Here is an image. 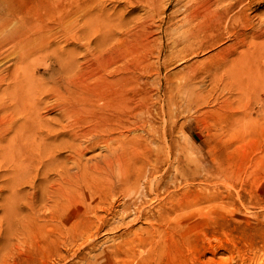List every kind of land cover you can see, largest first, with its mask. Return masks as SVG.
Segmentation results:
<instances>
[{
    "label": "rangeland",
    "instance_id": "obj_1",
    "mask_svg": "<svg viewBox=\"0 0 264 264\" xmlns=\"http://www.w3.org/2000/svg\"><path fill=\"white\" fill-rule=\"evenodd\" d=\"M198 1L93 0L95 22L80 46L72 40L78 35L76 0H0L10 15L3 27L12 37L28 35L31 54L28 102H9L2 93L7 102H0V127L23 122L40 95L46 100L40 113L57 126L41 130L28 120V182L17 188L20 198L10 214L20 221L10 230L1 205L9 191L0 169V264H264V61L251 68L238 60L239 73L228 77L237 51L225 62L209 56L234 52V34L210 47H200V38L185 41L187 31L218 16L227 3ZM247 6L258 27L264 0H249ZM198 7L203 16L195 18L191 11ZM239 22L236 32H249ZM48 43L60 56L71 50L74 67L62 71L52 47L44 48ZM20 45L16 39L0 48L15 55ZM12 59L0 56L1 69ZM213 74L219 78L214 82ZM60 76L65 83L55 90ZM40 80L49 87L35 94ZM66 102L75 105L70 115L59 110ZM156 106L171 112V122L159 125L171 130L150 144L159 149V193L147 194L146 182L154 176L136 182L131 175L125 183L121 176L99 173L105 145L89 133L71 136L72 130L93 133L96 122L108 132L117 112L139 119ZM39 138L45 143L38 145ZM46 144L57 162L43 175L39 151ZM168 200L170 208L162 212ZM20 222L28 223V229L20 226L24 235L13 233Z\"/></svg>",
    "mask_w": 264,
    "mask_h": 264
},
{
    "label": "bare ground",
    "instance_id": "obj_2",
    "mask_svg": "<svg viewBox=\"0 0 264 264\" xmlns=\"http://www.w3.org/2000/svg\"><path fill=\"white\" fill-rule=\"evenodd\" d=\"M200 1L203 2L204 0H199L198 2ZM214 1L216 0H213V2ZM248 1L249 0H227V3L223 2V5L221 6V11L218 16H216L215 18H207L206 20H204L205 22H200L204 24L200 25L199 28H197V30L191 34L187 31L186 33H188V35L187 37H184L185 41H187V39L189 40L191 37H194V39L200 38V47L201 45L210 47L213 46L216 41H220L225 36L234 34V39L232 42L234 52L230 51L229 53H223V50H221L209 56V58L221 57L223 59V62H225L229 61V57L237 51V55L233 59H231V61H233V64L230 63L231 67L230 69H228V77H232V73L236 70V63L238 60L244 61L245 65L251 68H253L254 62L256 63L264 61V18L259 19V28L256 27L255 22L253 23V20L251 19L252 15L250 17V13L246 12V10L249 9V7L247 6ZM76 7L78 13V35H76L77 37L73 35L72 40L74 42L78 41L80 43V46H83L82 41L85 36L89 35V32L93 29V25L95 22L94 3L93 0H76ZM199 7L191 11L192 14L194 13L193 17L195 16V18H197V15H201V17L203 16V14H201L202 9H199ZM188 10L190 11L192 9L189 8ZM195 10L197 11L194 12ZM234 10L236 11L234 12ZM189 11H187L188 13L186 16H188L189 18H193L190 15ZM7 12L8 11L3 10V7L0 8V40L2 43H12L15 42L16 39H18V41L21 42V45L15 55L14 53L11 55V52H9V50H7L6 52L0 48L1 57L3 56L6 60L12 58L14 59H12L13 63L11 62V66H5V68L3 69H1L0 67V95L2 93H5V95L9 97V102L12 99H16L14 103H20L21 105H25L28 102V95L30 94V91L28 90V60L31 54L30 51H28V35L22 37L21 35L12 37L13 32L10 31L8 28L3 27L6 23H8L7 19H10V15L7 14ZM195 18H193V22L195 21ZM240 20L242 21V23L239 22L240 25L244 24V26L248 27L249 32H241L240 30V33L236 32V23L237 25H239L238 21ZM190 23L193 24L192 21ZM196 24H198V22ZM193 27H196V25ZM65 34L66 33L63 32V35ZM66 36L63 37L66 38ZM68 37L71 38V36ZM169 37L170 36H168V38ZM66 40L65 42L70 41V39L69 41ZM1 42L0 44H2ZM17 44L20 43L13 44L12 47ZM44 48H51L52 52L56 55L58 59V62L60 64L59 67L62 69V71L70 70L74 67L75 60H73L70 56L71 50H66L67 55L64 57V55L60 56V54L55 51L57 49V46L56 48H54L50 43H48ZM59 52H63L61 47H59ZM246 66L242 65L241 67ZM249 67L246 68L248 69ZM256 70L257 68L253 69L252 72L254 73L256 72ZM212 73L216 72H211L210 76L212 75ZM238 73L239 71H236L233 74ZM246 76L247 75H243L241 78H244ZM216 79H219L217 78V74H213V76L210 77V80H212V82H214ZM231 79L232 78H230V80ZM33 81H36L35 77H33ZM54 83L58 84V86L54 88L55 90H57L61 85H63V83H65V77L60 76L59 79L54 80ZM236 84L239 85V83ZM38 85H41L42 88L36 89L34 91L35 94L42 92L45 89V86L46 89L49 87L46 84L44 86V80H40V82L36 86ZM224 87L227 86L225 85ZM165 90L167 93H165L166 99L168 100V102H170L173 95L172 89L167 86ZM38 99L40 100V102H38V106L36 102L33 103L32 107L28 109V111L25 112L24 115H22L23 122L16 123L14 121H11L7 126L0 127V169L2 168L1 173L3 174L2 177H4L3 187L9 191L8 194L2 197L1 199V205L4 207V217L8 219L7 230L12 229L13 224L20 221L15 218L16 214H13L12 216L10 213L14 210L13 205L17 202L16 200H19L20 198V196H18L19 193L17 188L21 187L22 183L24 184L25 182H28V120L32 122L35 128H39L41 130H43V128H48L47 130H53L57 127L50 122L51 120L46 119L40 113L42 105L46 102L44 96L40 95L38 96ZM2 101H4L3 104L7 102V100L0 98V102ZM59 110L61 114L70 115L68 113H71L75 110V105L71 102L62 103L60 104ZM98 111H100V109ZM146 112L147 115L139 117V119H131L128 118L124 112H117V114H114V116L111 117L112 120L115 121V125L111 129H109L108 132L104 129H101L103 130L101 131V124H99V122H96L93 128V133L92 130L88 128L81 132L72 130L71 136L76 137L74 139H78V136L82 134L87 135V133H89L92 135L93 140L102 142L105 145L108 150L107 157L104 159L102 164L97 167L96 171H98L99 173L105 172L121 176L122 180L125 183L129 182L131 175H133V177L137 176L136 182H138L140 178L144 175L154 176L151 180L146 182L147 194L150 195L154 190L159 193L161 188V183L155 182L156 172L159 171V154L157 151L159 149H153L154 147L152 148L150 144L152 142H155V140L161 133L166 134L168 133V131L171 130V126H167V124L162 131L161 127H159L161 120L166 121V123L167 121L168 123L171 122V112L169 111L168 113V111L162 110L159 106L154 107V109H152V112L150 110H147ZM167 115H169L168 119L166 118ZM56 120H54V123L56 122ZM60 122L61 121H58V123ZM62 129H65L64 126H62ZM87 137L88 136H86V138ZM37 143L39 145L45 142H43V138H39V141ZM134 146L137 148V150L134 148ZM143 146L144 152H141ZM53 149H51V147L46 144V147L43 150L45 154L39 151V169L42 166L45 168V173H43V175H45L46 172H48L47 170H50V167H52V165L56 164L57 162V158L56 155L53 153ZM149 163H152L151 167L149 166ZM35 165L37 167V172L39 171L38 164L36 163ZM169 170L170 165H168V167L166 168V173ZM91 172L87 173L90 174ZM59 180L62 181L63 178L61 177V179L59 178ZM55 189L56 191H59L60 187H56ZM50 200H52V197L46 196V201ZM125 202L126 201H123V203ZM170 202L171 201L168 200L160 205L161 210H163L162 212H165L167 211V208H170ZM126 203L130 204V202ZM125 208H128V206H126ZM17 209L18 208L16 207L15 211ZM93 214L96 217H100V215L95 211H93ZM34 215H36V212H34ZM11 216L12 218L10 220ZM22 224L25 226V229H28L27 222H20L16 227V229L18 230H15L13 232L14 234H25L24 230H20V226ZM73 239L76 238H71L70 244H72L71 241ZM5 246L7 247V245Z\"/></svg>",
    "mask_w": 264,
    "mask_h": 264
}]
</instances>
